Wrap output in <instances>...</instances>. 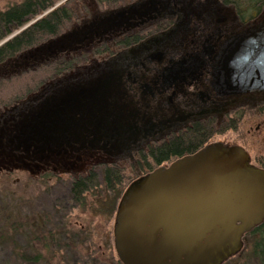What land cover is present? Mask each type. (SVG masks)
<instances>
[{"label":"water","instance_id":"1","mask_svg":"<svg viewBox=\"0 0 264 264\" xmlns=\"http://www.w3.org/2000/svg\"><path fill=\"white\" fill-rule=\"evenodd\" d=\"M211 4L187 12L197 20L204 11L216 27L213 35L205 36L196 50L171 61L160 83L141 85L143 94L151 92V86L181 88L206 72L209 86L224 100L264 97V11L243 25L227 6L215 7L222 15L213 21L214 14L208 10L213 9ZM228 16L239 23L238 30L217 43L219 26ZM123 19L124 9L113 10L102 19L65 31L0 66V76L16 62L20 63L18 70L33 68L77 46H88L113 32ZM163 54L159 50L151 59L158 60ZM113 75L103 73L68 86L33 109H25L9 126L4 122L0 147L32 143L38 154L53 155L65 152L70 142L81 149H94L91 143L107 137L109 147L120 150L124 132L133 129L141 112L139 103ZM263 223L264 169L252 164L243 147L211 142L128 184L114 213L113 249L120 264H225L242 252L244 237Z\"/></svg>","mask_w":264,"mask_h":264},{"label":"flooded vegetation","instance_id":"2","mask_svg":"<svg viewBox=\"0 0 264 264\" xmlns=\"http://www.w3.org/2000/svg\"><path fill=\"white\" fill-rule=\"evenodd\" d=\"M195 1L202 3L204 0ZM161 4H164L165 6H161ZM204 4H206L205 1ZM216 6L219 7L218 2L213 4V7ZM170 7V0H131L130 4L124 8L125 19L116 24L117 26L113 32L93 40L88 46H77V49L74 51L65 52L53 59L57 60L58 57L63 55L69 56L71 53L80 50L88 51V49H84L83 47L89 48L93 45H98L101 41H110L111 43L112 41L119 42L124 36L127 37L129 34L136 32H143L144 37H146L148 34L162 28L160 26L161 23H167V20H170V22L168 21V25L170 26L175 19V25L179 24V27L181 28L182 22L181 19H179L180 16H186L187 23L189 24L190 20H195V18H192L187 13L183 12L182 8H179V11L175 12L171 10ZM226 22L223 25H220L223 26L222 28L219 27L220 37L216 39L218 40L217 43L233 32L232 29L224 26ZM180 28L178 29L180 30ZM215 31L216 27L214 26L203 34L193 33L188 39V43L181 46L179 52L176 47L172 46L169 48L163 47L162 49H158L159 44L164 41L162 39H160L159 42L153 41L152 45L154 46H151L149 41H145L141 44L139 40L134 45L123 48H127V57H124L125 61L120 62L121 65H113L115 64L114 60L109 59V61L107 60L106 62L93 66L92 69L94 70V73H90L91 76L88 78L87 76L83 78L85 81L90 79L94 80L103 73H112L115 78L124 84L125 89L134 100L137 101V104L139 103L138 106L142 107L140 108V117L134 121L135 124L133 125V129L124 132L120 142L122 145L120 150L111 149L109 147L110 140L107 137H103L102 139L91 143V146L95 147L94 149H81L80 145L70 142L71 144L65 152L56 151L53 155L38 154L32 143L24 145H18L15 143L12 147H9L7 143H4L3 148L0 147V153L2 152V154H0V172L8 173L13 170H19L21 172H26L31 176L40 177L42 175H51L53 178L57 179H63L69 176L76 178L84 176L87 172L92 171L94 167L99 168L105 165H110L126 158L132 160V153L144 150L151 142L162 140L170 134L188 127L192 122L206 118L214 119L215 117H210L209 114L214 113L215 110L217 111L215 113L218 114V116H216L217 120L226 121L229 118L225 117V115H228L231 111L235 112L238 108H257V106L260 108V106L264 104V97L257 96L255 97V100L250 96H245L237 99L230 98L224 100L221 96H217L208 84V77L205 74L206 72L203 73L199 80L188 82L178 89L173 86L169 88L151 86L153 89L150 90L151 92L146 94L141 92V85L146 83L149 85L151 83H158L163 70L169 66L171 61L178 60L184 54L196 50L200 45V41L207 35H213ZM137 45L139 46L136 47ZM159 50L164 53L163 56L158 60L151 59ZM118 61H116V63ZM18 65H20V63L16 62V64L12 65L10 69L4 68L3 70L6 71L9 69L18 73L20 70L16 69V66ZM95 67L101 69L95 70ZM61 78H59L57 82H54V84L51 83L49 86L48 84L44 85L37 93H33V95H30V97L25 99L23 103L17 105L15 109L0 112V129L4 122H7V125L9 126L20 119L22 112L25 109H33L38 103L42 102V100H45L54 94H59L64 88L75 84L72 79ZM75 78L76 77H74V79ZM202 92L204 93V96L200 97L199 93ZM172 95L173 98L171 102L168 103L167 98L170 96L172 97ZM216 97L218 98L216 99ZM142 99H145L146 101L140 104ZM248 100L252 101L254 105H248ZM143 105H146V108H143ZM193 105H196L199 108L194 114H187L184 112L190 109ZM173 109L178 112H175ZM156 118H159L160 120L156 121ZM157 123L160 124L159 127ZM255 129H247L243 132L244 134L235 137L233 143L245 148L249 154V149L256 148L257 146L255 139L251 140L250 138H247L249 137L250 132ZM63 146L68 145L63 144ZM86 146L90 147L88 143ZM137 174L140 175V172H137Z\"/></svg>","mask_w":264,"mask_h":264},{"label":"trees","instance_id":"3","mask_svg":"<svg viewBox=\"0 0 264 264\" xmlns=\"http://www.w3.org/2000/svg\"><path fill=\"white\" fill-rule=\"evenodd\" d=\"M221 1L224 5L232 8L241 23L244 24L253 21L264 11V0H245L242 3L232 0ZM56 2L57 0H24L20 4L0 11V66L7 64L22 53L61 35L80 22H84L92 14L93 7L97 10L99 9L98 7L114 9L117 5L122 4L123 0H87L86 5H83L85 3L84 0H66L63 4L52 9ZM82 8H85L86 11H82ZM50 9L52 10L46 15L15 34ZM165 24L168 25V23H161L160 26L164 28ZM13 34L15 35L12 36ZM142 36V32L140 34L136 32L130 36H124L119 42L112 41L114 44L101 41L98 45L91 46L88 51H77L69 56L63 55L58 57L57 60L51 59L48 63L39 64L37 67H26L15 74H11L10 71L6 70V75L0 76V112L23 103L25 99L39 91L44 85L67 76L82 64H87L91 57H99L100 59L111 56L117 49L134 45ZM7 38L9 39L3 42ZM237 129L238 124L234 119H228L219 124L212 118L192 122L188 127L172 133L162 140L151 142L144 150L133 153L132 160L129 158L121 160L99 167L96 172L93 170L87 172L84 176L68 179V197L77 206L82 202L84 194L95 189L99 182L106 191L113 192L117 190L119 192L118 196H120L124 179L127 178L129 181L133 179L131 175H122L121 162L128 164L132 173H136L135 166L139 167L140 173H146L184 155L196 152L215 136L236 131ZM259 165L264 167V157ZM116 205L114 209H116ZM76 206L72 205L70 208L73 209ZM7 209L9 208H5V211H0V223L3 224L7 231L11 229L13 233H19L21 230L27 231L31 229V232H33L36 227L37 231H39L35 233L32 242H29L19 252H16V250L15 253L13 252L12 259L14 263L89 264L90 260L93 261L92 259L79 258L71 263H66L59 256L58 251L53 250V248L58 249L60 243L69 244L68 242L73 237L72 235L69 238L68 226L66 223H62L66 214L62 212V209L56 210L54 214L50 217L48 216L49 219H46V215L44 219L42 217V220L39 217L41 220L39 225L34 217L29 220L23 217L18 219V216H16L18 221H14V224H11L9 219L13 215L9 211L11 209ZM3 234L4 230L1 236ZM256 235L258 240L253 244V256L258 264H264V223L246 235V237ZM36 248L39 250L50 249L52 252L48 257H42L39 253L34 254L33 257L27 256L30 251L32 252ZM92 264H96L95 261Z\"/></svg>","mask_w":264,"mask_h":264},{"label":"rangeland","instance_id":"4","mask_svg":"<svg viewBox=\"0 0 264 264\" xmlns=\"http://www.w3.org/2000/svg\"><path fill=\"white\" fill-rule=\"evenodd\" d=\"M23 1L24 0H0V11H4L7 8L16 4H20ZM65 1L66 0H57L54 7L63 4ZM204 1L206 4L209 1L212 3L214 2L213 4H216V2H218L220 8L221 7L226 8V5H224L221 0H204ZM204 1H202V4H204ZM232 1L235 2L239 1L242 3L245 0H232ZM84 2L85 3L82 2L83 5H86L87 0H84ZM130 2L131 0H123V3L117 5V7L114 9L98 7L99 9L97 10L95 7H93L92 8L93 11L91 12L92 14L90 15V17H88L87 20H85L84 22H80L79 24L71 27L70 29L77 26L81 27L96 20L102 19L110 11L119 10V9L121 10L126 8L130 4ZM202 4H200L195 0H170V6H171L170 9L177 12L179 11V8H182L183 12L187 13L189 16L194 18L191 13L187 12V10H190L195 13V11L201 10L200 5ZM186 5H187V9H185ZM161 6H165V5L161 4ZM210 7L213 8V9L210 8L208 9L211 12V14H214L212 18L213 21L216 20L217 18H220V15H218L221 14L219 13V10L213 7L212 4L210 5ZM228 8L227 9L231 13L233 12L234 15L237 17L238 21L241 23L238 16L233 11V9L230 7ZM82 11L85 12L86 9L82 8ZM179 19H181L182 22L181 28L179 27V24L175 25L174 23L175 19H174V22L171 23L170 26L165 24L164 28H159L158 31H154L151 34H148L146 37H144L143 34V36L139 38L140 43L142 44L145 41H149L150 45L154 46L152 45L153 41L159 42V40L162 39L164 41L159 44L158 49H162L163 47L169 48L170 46H172V47H176L177 51L179 52L181 46L186 45L188 43L187 41L193 33L203 34L207 32L209 29H212L214 27V25H212L209 22L208 17L204 13V11L198 16L197 20H193V21L190 20V24L187 23L186 16H180ZM168 21L170 22V20H167V23H169ZM241 24L244 25V23ZM224 26L229 27L230 29H232L233 32H235L238 30L237 27H239V23L236 22L232 17L228 16L227 22ZM219 27L222 28L223 26H219ZM178 28H180V30ZM137 33L140 34L141 32H137ZM130 35L131 34H129L128 36ZM109 42L110 41L105 43H109ZM138 46L139 45H137L136 47ZM83 48L89 49L90 47L89 48L83 47ZM80 51L82 52L83 50ZM126 51L127 48L125 49L121 48V49H117L114 53L111 54V56L108 57H104L100 59L99 57L98 58L91 57L90 61H88L87 64L80 65L78 68L71 71L67 76H64L62 78H66V79L69 78V80L72 79L75 83L77 82L82 83L85 81L83 79L85 76H87L88 78L91 76L90 73L92 72L94 73L92 67L96 66L97 64H101L102 62H106L107 60L109 61V59H113L115 63L113 65L116 64L121 65L120 62L125 61V58L127 57ZM119 59L121 60L118 61ZM116 61L118 62L116 63ZM98 68L95 67V70L101 69ZM74 77L76 78L74 79ZM57 81L58 79H56V81L50 82L49 84L51 83L54 84V82ZM255 97L257 96H252L253 99H255ZM217 98L218 97H216V99ZM247 104L254 105V103L249 100ZM143 108H146V105H143ZM198 109L199 108L196 105H193L190 109L184 112L187 114H194ZM238 109L240 110V112ZM238 109L235 112L231 111V113L225 115V117L229 118V120L234 119L235 121H237L238 130L227 132L226 134L220 136L219 135L215 136L211 139L209 143L221 142L229 146L231 145L240 146L233 143L234 138L238 137L240 134H244L243 132L249 128H253V129L256 128L254 131H251L249 137H247L250 138L251 140L255 139L257 143L256 148L249 149L250 150L249 156H251L252 164L264 169L263 166L259 165L261 159L264 157V104L260 106V108L259 106H257V108L246 107L244 110H241V108ZM209 115L210 117H215V118L216 116H218V114H216L215 112L210 113ZM215 118L214 120L216 121L217 124L222 122L221 120H217V118L216 119ZM206 119H202V120H206ZM157 120L160 119L156 118V121ZM157 125L158 127L160 126V124L158 123ZM131 157L133 159V153L131 154ZM120 165H121L120 166L121 169H123L121 170L123 176L124 174L131 175L133 179L139 176V174H137V172H140L138 166H135L136 173H132L129 170L128 164L126 165L125 162H121ZM97 168L98 167H94L92 171L95 170L96 172L98 170ZM140 174L142 175L143 173ZM70 178L72 177L69 176L63 179H57V178H53V176L51 175H42L40 177L31 176L30 174L26 172H21L19 170L17 171L13 170L8 173L0 172V211H5V208L11 209V210L7 209L13 215V217L9 219L11 224H14V221H18L16 218V216H18V219L23 217L29 220H31V218L34 217V219H36V222L39 225L42 220V217L44 219V216L46 215L47 216L46 219H49V217L52 214H54L56 210L62 209V212H65L66 213L65 216L67 217L66 218L64 216L62 223L64 222L68 226V232L70 234L69 238L72 235L73 237L70 239V242H68L69 244L64 245L63 243H60L59 248L58 249L53 248V250L54 251L57 250L59 256H61L66 263H71L73 260L79 258H86L88 260L92 259L93 261H95L96 264H119L113 249L112 227H113V220L115 213L114 206L115 204L118 203V200L121 195L118 196L119 192L117 190L113 192L106 191L104 186L101 185V183L99 182V184H97V187L95 189H93L91 192H88L87 194H84V198L82 202H80L76 206V203H72L68 197V187H69L68 179ZM133 179L131 181H133ZM131 181H129L127 178L124 179L122 183L123 189L121 193H123V191L128 186V184H130ZM72 205L76 207L71 209L70 207ZM39 217L41 218V220L39 219ZM3 230H4V234L1 236ZM9 231H7V229L4 228L3 224L0 223V264H16L12 259L13 252L15 253V250L16 252L22 250L27 244H29V242H32V240L35 237L34 236L35 233L39 232L37 231V227L33 232H31V229L27 231L21 230L19 233H15V232L13 233L11 229ZM256 240H258L257 235L253 237L245 236L244 248L242 252L238 256L230 259L225 264H258L257 260L253 256V250H252L253 244ZM51 252L52 250L50 249L39 250L36 248L32 252L30 251L29 255H27L25 251H23V253H25V255L29 257H33L34 254H38V253L42 257L43 256L48 257ZM93 261L90 260L89 264H92Z\"/></svg>","mask_w":264,"mask_h":264},{"label":"bare ground","instance_id":"5","mask_svg":"<svg viewBox=\"0 0 264 264\" xmlns=\"http://www.w3.org/2000/svg\"><path fill=\"white\" fill-rule=\"evenodd\" d=\"M26 28V27H25ZM22 31V30H21ZM17 34V33H16ZM14 36V35H13Z\"/></svg>","mask_w":264,"mask_h":264}]
</instances>
